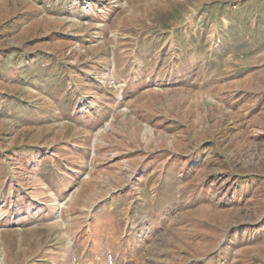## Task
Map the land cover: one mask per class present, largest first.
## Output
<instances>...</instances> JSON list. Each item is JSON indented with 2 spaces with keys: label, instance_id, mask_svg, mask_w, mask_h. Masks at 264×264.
Wrapping results in <instances>:
<instances>
[{
  "label": "rangeland",
  "instance_id": "1",
  "mask_svg": "<svg viewBox=\"0 0 264 264\" xmlns=\"http://www.w3.org/2000/svg\"><path fill=\"white\" fill-rule=\"evenodd\" d=\"M0 264H264V0H0Z\"/></svg>",
  "mask_w": 264,
  "mask_h": 264
}]
</instances>
